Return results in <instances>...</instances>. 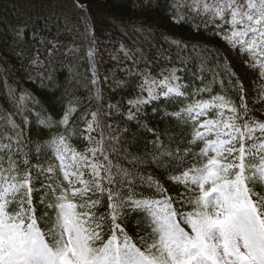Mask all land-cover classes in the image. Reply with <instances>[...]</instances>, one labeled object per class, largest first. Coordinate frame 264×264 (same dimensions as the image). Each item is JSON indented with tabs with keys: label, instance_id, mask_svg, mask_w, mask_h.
Returning a JSON list of instances; mask_svg holds the SVG:
<instances>
[{
	"label": "snow or ice",
	"instance_id": "1",
	"mask_svg": "<svg viewBox=\"0 0 264 264\" xmlns=\"http://www.w3.org/2000/svg\"><path fill=\"white\" fill-rule=\"evenodd\" d=\"M71 2L83 11L82 0ZM171 7L170 24H187L193 33L211 27L264 80V0H176ZM164 39L177 53L174 61L161 58L180 67L134 72L140 95L128 101L127 119L163 100L176 110L161 118L175 121L186 144L148 129L156 135L150 158L121 155L120 137L105 131L112 127L106 114L79 116L81 131L74 122L79 102L70 100L59 120L35 113L54 134L43 152L41 146L33 152L24 129L32 114L27 104L38 102L25 95L14 111H0V264H264V120L252 115L243 83L233 82L235 72L218 50L175 35ZM95 55L90 49L89 58ZM33 63L44 67L38 57ZM190 65L191 79L184 75ZM74 137L87 146L78 147ZM146 164L164 169L184 192L169 196L142 171ZM133 213L141 216L135 236L128 232Z\"/></svg>",
	"mask_w": 264,
	"mask_h": 264
},
{
	"label": "trees",
	"instance_id": "2",
	"mask_svg": "<svg viewBox=\"0 0 264 264\" xmlns=\"http://www.w3.org/2000/svg\"><path fill=\"white\" fill-rule=\"evenodd\" d=\"M175 2L82 0L84 9L81 11L72 5L71 0H0V111H14L18 98L25 95L38 102L27 104L32 114L28 115L29 124L24 129L33 152L37 146H41L43 152V146L54 134V129L36 120L35 113L42 111L53 120H59L70 100L79 102L74 122L79 121L81 131L84 124L79 116L98 109L106 114L104 122L112 127L105 131L113 137H120L118 147L121 155L127 152L130 156L150 158L152 141L156 139L154 133L159 134L162 140L179 138L187 143L180 130L176 129L174 120L161 118L164 111L176 110L163 100L145 106L147 124L127 119L128 101L139 94V80L134 77V72L147 68L156 75L165 69L180 67L178 63L161 58L171 57L174 61L177 53L166 43L164 36L185 38L187 42L198 43L213 52L218 50L220 56L226 58L222 49L224 43L211 35L214 31L211 27L207 31L201 29L199 33H193L187 24L176 26L169 23L168 14H176L171 7ZM48 41L53 42L56 48L53 49ZM121 46L133 54L131 59L124 57ZM90 49L95 50L94 59L88 56ZM37 57L44 61V67L34 65ZM223 62L221 59L220 63ZM227 62L235 72V83L238 78L236 70L231 61L227 59ZM212 66L210 63L209 67ZM110 70H115L120 82L113 83L107 77ZM193 71L195 68L190 65L184 75L191 79ZM195 86L202 87L203 84L195 81ZM218 91V86L214 87V92ZM245 101L252 115L264 120L261 106L248 102L246 92ZM110 105H115L117 110L114 111ZM15 119L20 123L22 117L16 116ZM148 129H153L154 133ZM73 143L81 148L87 146V141L76 140L75 137ZM176 146L183 150L184 144L171 145L173 148ZM200 147L202 145L195 146L193 151H199ZM32 163L37 161L33 159ZM142 171L153 174L168 190L169 196L177 197L184 192L182 186L168 181V173L164 169L146 164ZM37 187H40L39 183ZM37 198L34 194V202ZM184 210L188 211V208ZM140 223L141 216L133 213L128 221L129 235L135 236L142 231Z\"/></svg>",
	"mask_w": 264,
	"mask_h": 264
},
{
	"label": "rangeland",
	"instance_id": "3",
	"mask_svg": "<svg viewBox=\"0 0 264 264\" xmlns=\"http://www.w3.org/2000/svg\"><path fill=\"white\" fill-rule=\"evenodd\" d=\"M222 49L226 55V58L233 63V67L236 70V75L238 76L240 82H242L244 85L248 102L252 104H259L261 109L264 111V99H261V89L259 87V85L264 84V80L260 79L259 70H252L246 66L245 61L247 60V56H241L239 53H233L225 44L223 45ZM107 77L113 83L120 82L115 70H110L107 73ZM138 95H140V93ZM136 97L132 98L131 100L136 99ZM144 108L145 106L142 109L143 114L140 115L136 121L147 124V119L144 116ZM129 114L130 113L128 112V115Z\"/></svg>",
	"mask_w": 264,
	"mask_h": 264
},
{
	"label": "bare ground",
	"instance_id": "4",
	"mask_svg": "<svg viewBox=\"0 0 264 264\" xmlns=\"http://www.w3.org/2000/svg\"><path fill=\"white\" fill-rule=\"evenodd\" d=\"M30 95V94H29Z\"/></svg>",
	"mask_w": 264,
	"mask_h": 264
}]
</instances>
